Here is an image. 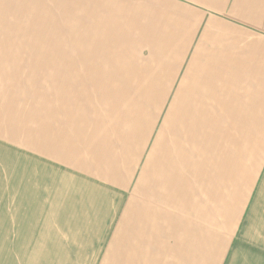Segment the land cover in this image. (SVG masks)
Returning a JSON list of instances; mask_svg holds the SVG:
<instances>
[{"label":"crops","instance_id":"0c3cea01","mask_svg":"<svg viewBox=\"0 0 264 264\" xmlns=\"http://www.w3.org/2000/svg\"><path fill=\"white\" fill-rule=\"evenodd\" d=\"M65 12L106 93H31ZM0 147L8 264H264V0H0Z\"/></svg>","mask_w":264,"mask_h":264},{"label":"rangeland","instance_id":"374dc122","mask_svg":"<svg viewBox=\"0 0 264 264\" xmlns=\"http://www.w3.org/2000/svg\"><path fill=\"white\" fill-rule=\"evenodd\" d=\"M69 15L70 12H65L63 19H48V29L63 31L48 34V42L53 43L47 51V65L39 66V59L35 65L33 60L31 93H106L113 87L114 83L105 80L104 76L105 68L111 72L110 58H105L110 51L89 50L87 47L91 39L87 34L71 32L72 17ZM61 22L63 26H60ZM95 40L93 35L92 41ZM60 42L63 43V50H60ZM106 62L108 65H105ZM7 158L6 151L0 147V175L2 168H6ZM3 183L4 179L0 176V185ZM6 217V210H0V223L6 222ZM2 229L6 232L7 227L0 225ZM6 255L7 251L0 248V264H8Z\"/></svg>","mask_w":264,"mask_h":264}]
</instances>
